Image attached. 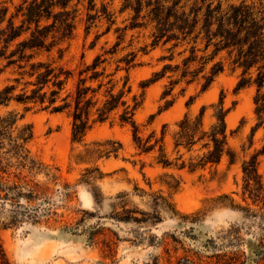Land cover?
<instances>
[{"label":"trees","instance_id":"obj_1","mask_svg":"<svg viewBox=\"0 0 264 264\" xmlns=\"http://www.w3.org/2000/svg\"><path fill=\"white\" fill-rule=\"evenodd\" d=\"M123 14H127L124 22L128 23L117 26L118 16ZM80 17L87 34L103 21L108 24L106 32L96 34L91 49L115 25L117 36L91 62H86L83 54L81 63L71 67L64 62L69 49L64 44L74 38ZM134 30L140 34L149 31V42L138 50H128L134 39L124 46L126 36ZM157 49L167 52L159 58L163 66L141 83L140 99L133 95L130 73L141 65V52L148 55ZM113 61L116 67L110 71ZM227 70L239 73L235 93L257 88L250 149L256 132L264 128V0H0V107L8 109L0 115V218L7 214L2 224L38 223L42 217L50 219L57 214L47 197L50 187L37 178L44 174L56 183L58 176L32 155V125H19L25 114L35 109L69 115L72 142L87 146L86 160L79 157L78 161L118 156L123 148L120 141L86 143L96 125L118 121L132 126L138 153L156 154L155 162L163 168L192 173L215 169L218 173L226 161L230 170L241 157L230 145L235 131L229 133L230 109L225 108L223 96L213 105L212 123L205 121L206 106L177 123L172 153L166 140L167 125L160 136L153 130L144 137L135 119L145 91L156 82L170 79L162 94L169 107L178 85L198 83L205 92ZM12 105L23 106L24 113L9 109ZM263 155L264 145L241 161V169L244 195L264 206L259 173ZM86 173L91 172L87 169Z\"/></svg>","mask_w":264,"mask_h":264},{"label":"rangeland","instance_id":"obj_2","mask_svg":"<svg viewBox=\"0 0 264 264\" xmlns=\"http://www.w3.org/2000/svg\"><path fill=\"white\" fill-rule=\"evenodd\" d=\"M119 7L117 1L115 8ZM127 17L119 15L117 26L128 23L124 22ZM80 19L74 38L64 44L69 45L64 62L71 67L81 63L83 54L85 61L91 62L117 36L115 25L91 49L96 34L106 32L108 24L103 21L87 34ZM148 35L149 31H129L124 46L134 39L128 50H138L149 42ZM164 54V49L139 54L141 65L130 73L133 95L141 99V83L162 68L159 58ZM115 67L113 61L110 71ZM238 77V72L227 70L205 92L201 84L182 83L170 97L174 103L169 107L162 94L170 79L164 78L147 88L135 116L144 137L153 130L160 136L167 125L166 140L172 153L177 123L186 114L197 115L203 106L207 107L206 123H212L213 105L223 96L225 108L230 109L229 133L235 131L230 135V145L241 160L230 170L224 161L218 173L215 169L192 173L163 168L156 164V154L138 153L132 126L118 121L98 124L86 137L90 145L120 141L123 148L118 156L78 161L79 157L86 160L87 146L72 142V119L67 113L37 109L26 113L19 125L33 127L34 139L29 145L32 155L58 176L56 183L44 174L37 178L50 187L47 197L57 214L25 224H2L7 214L1 215L0 264H264V206L244 195L241 169L244 158L262 149L264 128L256 132L254 144L248 149L256 124L257 88L235 93ZM191 98L194 100L188 106ZM9 109L24 113L23 106L12 105ZM7 110L0 107V115ZM87 169L91 173H86ZM259 173L264 183V155ZM68 192L70 198L66 197Z\"/></svg>","mask_w":264,"mask_h":264}]
</instances>
